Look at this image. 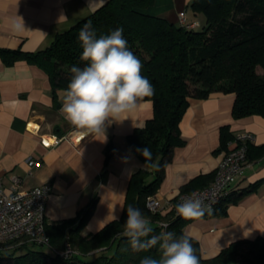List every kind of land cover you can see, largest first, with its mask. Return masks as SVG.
I'll return each mask as SVG.
<instances>
[{"label": "crops", "instance_id": "crops-1", "mask_svg": "<svg viewBox=\"0 0 264 264\" xmlns=\"http://www.w3.org/2000/svg\"><path fill=\"white\" fill-rule=\"evenodd\" d=\"M106 1L0 0V47L44 49L57 33ZM191 1L154 0L143 11L179 24L178 13L184 10L187 22L194 23L196 29L204 19L192 12ZM22 22L23 27H17ZM64 91H56V100L43 70L25 60L11 65L0 60V185L11 192V176L19 178V190L49 183L45 216L50 224L74 217L96 198L94 211L81 230L83 236H88L121 215L129 178L141 166L126 135L152 117V101L143 99L126 119L106 123L104 136L84 135L73 142L72 137L81 132L61 112ZM234 98V93L223 92H212L205 98L188 97L180 122L185 143L173 149L164 177L152 194L164 204L191 179L214 173L227 150V144L220 143L223 127L232 134L253 133L254 140L249 144L253 149L231 187L236 192L253 184L255 188L230 204L224 215L208 213L191 219L183 228L186 235L199 241L203 257L216 255L234 240L264 235V153L259 154L257 148L264 144V117H233ZM28 159L35 163L29 165Z\"/></svg>", "mask_w": 264, "mask_h": 264}, {"label": "trees", "instance_id": "trees-1", "mask_svg": "<svg viewBox=\"0 0 264 264\" xmlns=\"http://www.w3.org/2000/svg\"><path fill=\"white\" fill-rule=\"evenodd\" d=\"M153 3L154 0H107L57 33L44 49L0 47L4 65L25 60L43 70L57 100L56 91L65 90L71 79V67L84 66L78 41L84 24L91 21L97 37L122 28L129 50L142 63V75L155 90L153 96L144 98L152 101V117L126 135V142L141 166L129 178L120 217L83 236L81 230L95 208L96 198H93L72 218L53 224L46 221L49 244L16 243L0 252V264H139L145 255L158 257V246L138 252L123 235L129 205L139 208L150 220L153 228L150 235L173 231L177 236L190 237L200 264H264V235L234 240L216 255L203 257L199 241L183 230L191 219L180 217L175 206L165 212H152L145 205L146 198L156 192L162 181L173 149L185 143L180 122L188 107V97L205 98L212 92L234 93L233 117L254 114L264 117V0H192L191 10L200 12L204 19L199 30L145 13L143 9ZM220 135L222 146L234 136L226 127ZM146 146L152 151L155 167H143L145 159L136 151ZM257 148L259 154L264 153V144ZM252 149L249 145L247 155ZM111 151V147L107 149L108 154ZM214 173L191 179L181 192L207 186ZM255 185L237 192L231 190L204 215H224L230 204ZM67 244L71 252L61 254Z\"/></svg>", "mask_w": 264, "mask_h": 264}, {"label": "clouds", "instance_id": "clouds-1", "mask_svg": "<svg viewBox=\"0 0 264 264\" xmlns=\"http://www.w3.org/2000/svg\"><path fill=\"white\" fill-rule=\"evenodd\" d=\"M17 27H23V22ZM83 67L73 65L72 76L64 91L61 112L75 129L84 135H103L106 123L121 121L136 111L140 102L154 95V86L142 75V63L128 48L123 29L117 28L97 37L91 21L78 34ZM144 159L143 167H155L149 147L136 150ZM184 219L204 215L203 200L193 192L175 206ZM166 227V226H165ZM153 233L150 220L139 209L127 207L123 235L135 251L158 246L159 256L145 255L139 264H200L191 238L173 231Z\"/></svg>", "mask_w": 264, "mask_h": 264}, {"label": "built area", "instance_id": "built-area-1", "mask_svg": "<svg viewBox=\"0 0 264 264\" xmlns=\"http://www.w3.org/2000/svg\"><path fill=\"white\" fill-rule=\"evenodd\" d=\"M178 18L181 24L187 27L194 26V23L187 22L184 10L178 13ZM83 136L82 133H76L72 137L73 142H79ZM57 140L58 138L54 142ZM253 140L254 135L250 131L235 133L228 141L227 150L218 163L212 181L207 186L189 192H179L174 201L168 200L164 204L150 195L146 198V207L152 212H165L195 192L203 200L205 212L213 209L221 198L228 195L232 190L231 186L241 175L247 159L248 146ZM42 142L50 145L48 140L42 139ZM27 162L29 165L35 163L33 159H28ZM10 178L14 186L11 192H5L0 185V252L23 241L49 244V237L45 230V204L50 190L49 183L19 190L16 188L19 178L17 176ZM69 252L71 247L67 244L60 253Z\"/></svg>", "mask_w": 264, "mask_h": 264}, {"label": "rangeland", "instance_id": "rangeland-1", "mask_svg": "<svg viewBox=\"0 0 264 264\" xmlns=\"http://www.w3.org/2000/svg\"><path fill=\"white\" fill-rule=\"evenodd\" d=\"M194 12V11H192ZM194 14V13H193ZM195 15L198 17H202L203 19V15L200 13V12H196ZM204 25V21H203V24L201 26H198L197 30L201 29V27ZM257 71L261 72V69L259 67H257ZM45 250H48L46 247H44ZM87 258H90V257H87Z\"/></svg>", "mask_w": 264, "mask_h": 264}]
</instances>
